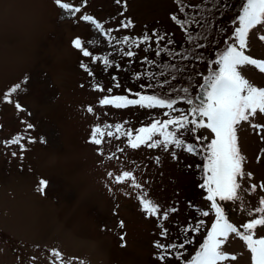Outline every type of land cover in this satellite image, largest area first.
<instances>
[{"label":"rangeland","instance_id":"obj_1","mask_svg":"<svg viewBox=\"0 0 264 264\" xmlns=\"http://www.w3.org/2000/svg\"><path fill=\"white\" fill-rule=\"evenodd\" d=\"M228 1L222 15L237 17L238 0ZM63 2L81 7L83 14L93 16L105 27L118 24L122 19L120 13L124 12V17L131 18L136 25L128 30L131 34L139 35L147 25L149 31L155 27L172 30L179 41L182 39L180 30L169 20V14L177 11L174 0H127L126 12L115 0H87L86 5L83 0ZM184 3L194 4V0ZM79 15L64 12L53 0H0V94L28 78L13 96L24 111L3 102L0 96V264H52L56 260L50 255L53 249L64 257L59 264H153L152 242L158 238L155 220L146 219L141 213L134 199L135 190L114 184V190H108L106 184L111 181L106 177L107 171L118 174L133 169L141 181L149 180V194L157 202L168 204L178 199L181 211L176 223L167 225L173 236L177 234V225L185 219L191 220L193 214L200 219L193 207L207 210V193L198 186L203 181L198 161L192 155L181 153L178 168L166 153H160L161 165L156 166L153 153L145 148L129 150L128 159L117 152L108 160L119 141L104 145L103 158L97 154L96 146L88 142L91 127L100 121L87 113L86 107L93 105L96 113L107 109L96 103L98 94L89 87L91 78L79 67L81 60L88 63L90 58L83 57L72 46V41L79 37L93 50L87 42L96 38L93 26L78 20ZM232 28L229 22L223 35L218 30L209 33V39L215 38L214 49L222 51L226 47L221 39L227 38ZM261 34L264 28L260 26L250 33L247 51L257 59H264V42L256 39ZM102 47H106L103 41L95 51L106 55L107 52L99 51ZM94 69L98 70L99 65ZM195 70L205 74L208 71L204 63H198ZM242 71L252 82L264 85V74L253 66ZM82 83L84 88L80 87ZM147 119L146 110L136 108L112 110L110 115L101 117L108 122L127 120L126 127H140ZM253 122L264 123V118ZM26 124L34 127L26 130ZM199 134L212 135L204 129ZM15 135L26 138L21 141L26 151L21 153L15 145H4L3 141ZM237 135L245 157L244 171L251 172L253 179L241 182V200L218 203L224 207L229 221L239 227L252 218L248 213L259 206V197L264 195L259 190L244 191L248 185L264 182V133L257 135L256 130L242 123L237 126ZM186 139L193 141L191 135ZM12 152L18 155L13 157ZM41 179L49 182L45 195L37 190ZM174 190L179 191L178 197ZM126 191L132 195H125ZM203 219L206 230L214 217ZM121 220L124 228L118 227ZM205 230L195 237L194 244L187 246L186 258L190 259L198 250ZM257 235L264 236V228L258 229ZM223 250L237 256V260L224 264H251L250 253L234 234Z\"/></svg>","mask_w":264,"mask_h":264},{"label":"snow or ice","instance_id":"obj_2","mask_svg":"<svg viewBox=\"0 0 264 264\" xmlns=\"http://www.w3.org/2000/svg\"><path fill=\"white\" fill-rule=\"evenodd\" d=\"M115 2L127 11V0ZM203 2L200 0L198 4H185L184 0H174L177 11L169 14V20L185 37L181 50L175 47L174 33L167 29L153 28L149 31L145 25V30L139 35L129 33L128 30L134 29L136 25L131 18L124 17V12L120 13L122 19L118 24L105 27L93 16L83 14L81 7L63 0H53L64 12L73 16L80 14L77 19L90 23L96 33V38L87 42L93 50L79 37L72 41V46L83 57L90 58L88 63L81 60L79 67L91 78L89 87L98 94L96 103L101 109H107L100 113H96L93 105L85 109L100 121L91 127L88 140L96 146L97 154L103 158L104 145L119 141L114 145L115 152L107 156L108 160H112L117 152L128 159L129 150L145 148L153 153L156 166L161 165L160 153H166L178 168L181 167V153L204 155L205 163L201 171L205 175L198 186L207 193V210H198L200 219H196L193 214L191 220L185 219L177 225L175 236L167 225L176 223L175 218L181 211L178 199L168 204L157 202L149 194V180L145 178L141 181L133 169L118 174L106 172L107 179L111 181V184H106L110 192L114 190L112 184L135 190L134 199L141 213L146 219L155 220L158 238L152 242L153 264H173L174 261L179 264H224L229 260L235 261L236 255L223 250L233 234L246 246L251 264H264V236L257 235L258 229L264 228V195L259 197V206L248 213L252 218L239 227L229 221L224 207L218 203V200H241L238 194L242 188L241 182L245 178L253 179L251 172L244 171L245 157L238 146L237 126L247 123L256 130L257 135L264 133V123L253 122V119L264 118V85L252 82L242 71L246 66H253L264 74V59L247 54L250 33L258 26L264 28V0H246L241 13L231 21L233 28L230 34L221 39V43L226 45L222 51L213 48L214 37L209 39L206 32L198 30L205 28L204 18L200 15ZM83 4L86 5L87 0H83ZM221 4H224V0H221ZM224 6L227 7L226 4ZM207 24L212 26L211 20ZM215 27L220 32L224 31L219 22ZM256 39L264 42V34L256 36ZM203 40H208V43L205 44ZM101 41L106 47L99 48V51L107 52L106 55L95 51ZM117 57L120 62H117ZM198 63L206 65V74L195 70ZM90 65H99V70L109 77L108 81L101 82L97 70ZM133 65L137 67L133 68ZM140 66H143L142 71L139 70ZM120 73H126L127 76L123 77ZM193 77L198 78L196 83L192 82ZM125 78L137 82L136 90L122 83ZM27 81L25 77L21 83H16L0 94L3 102L13 104L18 111H24L13 96L21 90L22 83L26 84ZM80 87L84 88L85 84H80ZM131 108L146 110L147 122L140 127H126L129 125L127 120H101L102 116L110 115L112 110ZM33 127L32 124H26V130ZM202 129L209 130L211 137L200 135ZM188 134L193 138L192 143L186 139ZM25 139L22 135H15L3 143L7 147L17 146L22 153L26 151L25 145L21 143ZM17 155V152L11 153L13 157ZM19 158L22 160L23 156ZM133 164L136 165V162L133 161ZM172 182L175 183V180ZM48 186L49 182L41 179L37 190L45 195ZM258 190L264 192V182L244 188L248 193H256ZM125 195L132 193L126 191ZM174 196H179L178 190H174ZM210 215L214 219L205 230L206 221L203 218ZM118 227H125L122 220ZM202 230H205V234L198 250L190 259L186 258L187 246L196 242L195 237ZM120 239L124 240L123 234ZM124 246L121 244V247ZM50 255L56 258L52 264L64 260L58 250H51Z\"/></svg>","mask_w":264,"mask_h":264},{"label":"trees","instance_id":"obj_3","mask_svg":"<svg viewBox=\"0 0 264 264\" xmlns=\"http://www.w3.org/2000/svg\"><path fill=\"white\" fill-rule=\"evenodd\" d=\"M245 2H246V0H238V6L236 7V10H237L236 14H240V12L242 10V7H243V4ZM198 3H200V0H194V4H198ZM228 3H230L228 0H224V4H228ZM224 4H221V0H204L203 4L200 5V15L204 18L205 28H198V30L200 32H206L207 35H209V33L211 34L212 31H215V30L217 31L216 27H213V25L217 24V22H219V25L224 28V31L223 32L219 31V34L220 35L224 34V32H225V30H226V28L228 26V23L229 22L231 23V21L233 20V18H228V17L224 18V16L222 15V9L225 7ZM217 6H219V11L218 12H217ZM205 9L207 10L206 12L204 11ZM209 20H211L212 26H209L207 24V21H209ZM155 28L159 29L158 27H155ZM168 31L174 33V37L173 38L176 41L175 47H177L178 49L183 50L182 46H184V41H185V37H184L183 33L180 31V33L182 35V39L179 41L177 39V36H176L175 32H173L172 30H168ZM203 42L205 44H207L208 40H203ZM116 59H117V62H120V58L119 57H117ZM159 59L160 58L158 57L157 60H159ZM91 67L94 68L95 65H91ZM136 67H137V65H133V68H136ZM99 68H100V66H99ZM139 70L142 71L143 70V66H140ZM111 71H114V69L111 70ZM120 75L123 76V77L127 76L126 73H120ZM97 77L101 80V82H106L109 79V77L103 71H100L99 69L97 70ZM194 80H195V77H193V81H192L193 83H194ZM122 83L125 86H127L129 84L128 87H133V89L136 90L135 89V83H137V82H133V81L125 78V79H122ZM188 135H190V134H188ZM193 157H194L195 161H198V165H199V168H200V176H201L200 179L203 181V178H204L205 174H204V172L201 171V169L203 167V164L205 163L204 155L201 153V154L195 155ZM193 209L197 210V213H198V209L196 207H193ZM203 237H202V240H203Z\"/></svg>","mask_w":264,"mask_h":264}]
</instances>
